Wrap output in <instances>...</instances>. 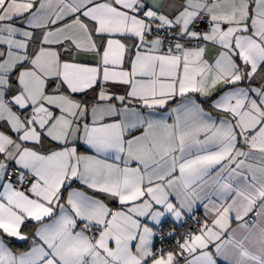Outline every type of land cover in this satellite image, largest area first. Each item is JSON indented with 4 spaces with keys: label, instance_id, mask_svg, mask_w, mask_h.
<instances>
[{
    "label": "snow or ice",
    "instance_id": "snow-or-ice-1",
    "mask_svg": "<svg viewBox=\"0 0 264 264\" xmlns=\"http://www.w3.org/2000/svg\"><path fill=\"white\" fill-rule=\"evenodd\" d=\"M0 264H264V0H0Z\"/></svg>",
    "mask_w": 264,
    "mask_h": 264
}]
</instances>
